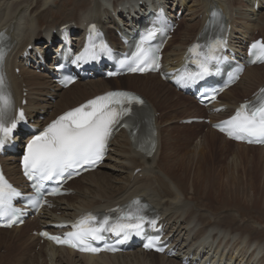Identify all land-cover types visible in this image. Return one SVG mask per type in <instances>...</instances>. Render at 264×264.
I'll return each instance as SVG.
<instances>
[{"label": "bare ground", "instance_id": "6f19581e", "mask_svg": "<svg viewBox=\"0 0 264 264\" xmlns=\"http://www.w3.org/2000/svg\"><path fill=\"white\" fill-rule=\"evenodd\" d=\"M58 1L60 2L59 7L57 5ZM72 1L73 7L67 13L65 12L66 14L61 18L62 22L59 23L54 21L55 17L53 16L57 12L53 8L63 9L66 0H0V34L9 35L14 45L6 67L9 70L16 102L20 105L24 87H26L28 96L25 108L28 117L37 121L40 117L45 116L50 120L96 95L116 89H127L143 95L151 107L160 114V117L156 118L158 147L154 155L150 157L137 150L130 134L124 131L121 132L113 141L108 160L102 167L93 173H88L72 181L70 186L76 192L74 196L56 200L57 209L46 213L40 219L29 220L25 226H33L40 230L50 223L72 220L87 211L107 210L118 204L127 203L135 197H140L149 202L163 218L167 237H170V242L177 249L178 255L176 258H167L166 256L136 251L115 256L92 257L78 255L67 249L56 248L48 242L42 243V239L38 236L28 237L26 233L11 236L9 244H13L22 257L26 253L33 252L34 248L37 250L38 247V251L34 250V256L39 260L45 257L44 260L50 264H111L129 257L136 260L135 262L140 260L141 264H184V261L189 259V264H264V253L261 255L262 249H260V246L264 247V240L259 239L261 233L256 232L257 234L253 235L251 231L254 230L237 224L235 215L234 217L225 215V217L208 211V207L203 203L206 198L200 197L195 191L194 195H197L198 202L193 203L195 196L189 197V189L183 186L188 183L187 165L184 164L182 159L176 161L178 156L175 154L176 151L171 149L173 144L167 143L169 146L162 153L161 145L164 138L161 121H173L177 118L175 115L174 117L167 116L168 120L164 118V113L161 110L164 108V103L168 104V101H170L166 93L171 89L173 92L170 91L182 98L183 101L179 108L174 107L175 109H171V114H176L180 109L189 111L194 105L190 97L177 92L171 85L162 82L159 78L158 81L150 79L158 77L151 74L127 76L109 81L102 79L80 81L68 90H62L54 85L48 72L37 74L35 65L39 53L46 60L53 59L49 42H54L58 38L56 30L59 27L71 24L76 29V36H79L83 33L85 24L97 22L107 31L109 39L114 44H119L113 29L122 30V25L123 30L131 31L133 26L141 21L149 9L155 8V5L164 4L170 11L173 10L171 6L173 0ZM236 1L241 2L243 0H197L198 7L196 9L188 8L184 14L186 16L181 23L183 31L166 47L165 61L173 62L181 57L189 42L195 39L197 33L204 28L206 12L214 3H217L218 7L232 18L233 38L235 32L238 30L242 32V38L235 37L241 39L238 44H241L243 40L252 39L249 27L256 28L257 26L247 19L249 15L246 12L239 10L236 12L237 18H233L234 9H237L234 5ZM256 1L258 0H248L247 3H243L244 7L254 9ZM173 6H176V4H173ZM177 6L187 8L188 5L186 0H178ZM258 21L257 28L264 29V17L258 19ZM43 24L45 25L42 26ZM73 40L79 41L80 38L74 37ZM31 46L33 49H30L29 55L24 57V53ZM28 62L31 63V68L25 66ZM17 68L20 70L19 74L15 73ZM51 68L53 67L51 66ZM126 85L130 87L126 88ZM165 86L169 87H167V91L162 89ZM262 86H264V65L249 68L241 81L225 92L222 103L228 106H236L243 101L235 98L236 87H239V89L237 88L238 91L251 95ZM52 96L56 98L55 104L49 100V97ZM200 111H203V108L197 107L196 111L194 110L195 114L182 119L200 117L197 115ZM227 116L228 114H221L216 118L221 119ZM36 123H39V121ZM33 135L35 133H32L30 137ZM214 135L215 138L209 139L207 136L203 138L199 146L202 147L207 142L210 144L211 141L212 148L215 149L219 145V142L215 139L219 136L226 144L231 143L242 151L257 153L258 155L253 156L251 161L258 158L264 162V147L236 144L226 140L216 132H214ZM169 138L171 139L172 136ZM189 139L191 140L192 137H189ZM14 160H17V158L12 156L4 159L5 170L14 183L21 184L20 169ZM231 164L233 166V160ZM234 165H237L235 161ZM101 168H105L106 173L98 176L97 173L101 172ZM136 171L139 172L134 176ZM115 173L125 174L127 177L119 180L113 176ZM76 183L78 185L74 187ZM190 188L194 190L193 184ZM203 210L208 213H204ZM23 228L0 230V234L19 232ZM222 231H227L229 234L235 233L234 231L240 232L238 238L233 237L236 238V241L231 242L230 238L232 237L227 239V237L221 235ZM5 236L7 235H0V241L4 245L6 244ZM253 241H255L257 247L253 246Z\"/></svg>", "mask_w": 264, "mask_h": 264}, {"label": "snow or ice", "instance_id": "6c2138e0", "mask_svg": "<svg viewBox=\"0 0 264 264\" xmlns=\"http://www.w3.org/2000/svg\"><path fill=\"white\" fill-rule=\"evenodd\" d=\"M213 15L216 16L218 13L214 12ZM92 29L94 31L95 26H92ZM155 34L156 30L152 28L141 37L131 56L129 71L145 72L159 66L158 50H153L149 46ZM2 38L3 34H0V39ZM223 47L224 42L220 39L203 46L193 45L189 53L195 57L192 62L197 65L198 71L182 73L177 83L185 86L211 75L213 65L223 59L220 55ZM101 48L105 52L108 51L106 44H102ZM250 55L254 57L253 63L264 61V42H254L250 46ZM2 60L3 51L0 50V62ZM109 75H116V73H109ZM143 103L140 97L132 93L111 91L88 100L85 104L59 116L27 144L23 157L24 175L29 180L35 181L39 190L46 181L59 183L66 175L67 178H71L73 173L78 174L76 170L85 165L94 167L102 161L116 126L125 117L133 115V105ZM13 108L11 95L6 91L4 77L0 74V149H3L5 143L10 140L17 123L24 119L23 111L21 110L18 116H15L12 114ZM122 126L130 127L126 123ZM218 127L221 131H226L229 137L237 140H247L249 143L264 142V96L258 98L255 104L241 105L234 116L224 121L223 126L218 125ZM58 192L59 188H53L51 194ZM20 195L0 173V217L9 219L8 226H11L19 215V210L12 205V199ZM127 219L138 222L117 224L110 230L123 232L125 229H135L136 234L139 235L144 222L143 217H133L129 214ZM95 220L96 218L91 215L82 217L77 223L71 225L74 231L66 233L64 237L50 236L47 232L42 235L58 244H65L79 251L92 253L102 250L116 251L117 249L107 245L104 249L93 247L89 242L103 239L100 233L109 230L105 227L108 224L107 219L98 225H93L92 222ZM149 223L154 224L155 222L150 221ZM64 226L58 225V227ZM153 246L152 239L145 244V248ZM156 250L163 251L162 248H156Z\"/></svg>", "mask_w": 264, "mask_h": 264}, {"label": "rangeland", "instance_id": "374dc122", "mask_svg": "<svg viewBox=\"0 0 264 264\" xmlns=\"http://www.w3.org/2000/svg\"><path fill=\"white\" fill-rule=\"evenodd\" d=\"M196 1L197 0H186V4L188 6L185 12H187L188 8L196 9L198 7V3ZM69 2L70 4H68ZM247 2L248 0H243L241 2L236 1L234 5L237 9H234L232 16L236 19V12L239 10L246 12L249 15L247 19H249L252 24L254 23V25L258 27V19L264 17V4L260 2L262 4H260L259 9L257 8L256 11H252L253 9L244 7L243 3ZM66 3L63 9L53 8V10L57 12V14L53 16L55 17L54 21L61 23V18L69 11V9L73 7L72 0H66ZM57 5L59 7V1L57 2ZM44 25L45 24L42 26ZM257 27H249L251 29V37H264V29H258ZM182 29L183 28L180 27L175 37L181 34L183 31ZM241 33L242 32L238 30L236 32V37L242 38ZM150 79L158 81L157 77ZM129 87L130 86L126 85V88ZM167 87L168 86H165L162 89L167 91L169 88ZM237 88L239 89V87H236L237 91L235 98H237V100H243L250 97V95L245 94L242 91H238ZM170 90L171 89H169L166 93L168 94L170 101H168V104L164 103V108H162L163 110L161 111L164 113L165 120H168L167 116L174 117L175 115L177 118L173 121H161L164 138V141L161 145L162 153H164L167 146H169L167 143L173 144L172 147H170L172 150L176 151L175 154L178 156L176 161L182 159L184 164L187 165L188 183L183 186L189 189L188 196H195V201L193 203L198 202L197 195H194L195 191L200 197L206 198L203 203L208 207V211L214 212L220 216L232 215L234 217L235 215L237 217V224H241L242 227L251 228L254 230L253 232L251 231L253 235H255L256 232H260L261 234L259 233V239L264 240V162L260 161L258 158L254 161H251L253 156L258 155L257 153L242 151L241 149L233 146L231 143L226 144L219 136L215 139V141L219 142L217 148H212L211 141L210 144L207 142L204 143L202 147L201 145L199 146L201 140L206 136L209 139L214 137V131H212L210 126L205 123L194 125H185L182 123V118L195 114L194 110L196 111L197 107L194 106L196 105L194 101V105H192V108L189 111L180 109V111L176 112V114H171V109L174 107L179 108L183 101L182 98L174 95L172 93L173 91L171 90V92ZM197 115L201 117H207L205 110L198 112ZM171 136L172 138L168 139V137ZM189 137H192V139L190 140ZM196 149L199 150L195 151ZM235 157L236 159H234ZM232 160L233 166H231ZM234 161L237 163L236 166L234 165ZM100 171L101 172L97 173L98 176L100 174L106 173L105 168H101ZM113 176L119 180L122 178L126 179L127 177L125 174L119 173H115ZM192 184L194 186V190L190 188ZM77 185V183L74 184V187ZM192 193L193 195H191ZM202 209L204 208L202 207ZM203 212L208 213L206 210H203ZM33 229L34 227L27 226L19 232L0 234L7 235L5 236V245L1 243L2 241H0V264H50L44 260L45 257H43L41 261L34 256V250L38 251V248L37 250L34 248L33 252L26 253L22 257L16 251L17 248L13 244H9L11 240L10 237L16 236L20 233H26L28 237H31L32 235L35 236ZM234 232L235 233L233 234H229L227 231H222L221 235L227 237V239L228 237H232L230 238L231 242H235L240 231ZM254 242L255 241H253V246L257 247ZM260 249H262V255L264 253V247L260 246ZM130 258L131 257L117 260V262L115 261L111 264H141L140 260L135 262L136 260L133 258L130 260Z\"/></svg>", "mask_w": 264, "mask_h": 264}]
</instances>
